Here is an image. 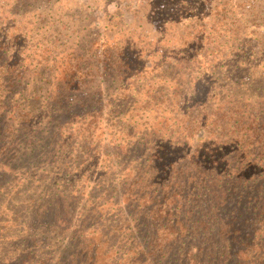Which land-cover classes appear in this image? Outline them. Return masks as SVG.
I'll list each match as a JSON object with an SVG mask.
<instances>
[{
    "label": "rangeland",
    "instance_id": "374dc122",
    "mask_svg": "<svg viewBox=\"0 0 264 264\" xmlns=\"http://www.w3.org/2000/svg\"><path fill=\"white\" fill-rule=\"evenodd\" d=\"M12 5L8 15L0 3V39L9 24L8 33L24 39L14 45L24 62L12 60L17 67L12 77L18 76L2 81L13 93L0 96V114L15 107L38 119L26 123L31 135L26 150L17 143L1 160L0 264H75L79 241L89 240L107 241L97 251L98 264H127L133 239L126 220H117L116 187L137 175L136 150L144 144L142 157L156 153L181 134L193 149L180 140L185 151L176 149L174 159L189 165L185 157L199 143L188 137L191 120L208 123L218 144L224 141V110L226 115L244 110L264 122V0H13ZM63 55L80 57L78 65L91 73L89 85L99 87L84 120L90 128L100 120L89 145L99 142L89 149L66 129L59 138L55 123L39 118L42 106L69 117L66 106L46 102L52 79L46 71L53 63L60 66ZM163 120L176 133L166 132L161 146L154 142L163 134L156 123ZM223 152L230 154L228 145ZM241 157V152L234 161L223 155L226 169L218 176L231 177ZM148 166L146 177L157 170L153 164L147 172ZM82 220L85 229L78 231Z\"/></svg>",
    "mask_w": 264,
    "mask_h": 264
},
{
    "label": "trees",
    "instance_id": "16d2710c",
    "mask_svg": "<svg viewBox=\"0 0 264 264\" xmlns=\"http://www.w3.org/2000/svg\"><path fill=\"white\" fill-rule=\"evenodd\" d=\"M12 2L0 0L2 12L9 15ZM5 30L0 39V96L5 94L4 99L12 92L8 81L18 76L12 77L11 73L17 71L12 60L24 62L21 59L23 53L14 48L16 42L24 39L9 34V24ZM67 57L63 55L60 66L53 63L46 71L52 78L46 87L47 90L50 88L46 102L52 100L55 107L66 106L69 117L64 112L54 113V109L47 111V106H42L39 118L54 122L59 138L61 130L66 129L69 137H76L78 143L89 149L99 142L97 139L89 145L94 132L101 130L100 120L94 119L92 128L86 126L84 120L89 116L91 99L99 87L89 85L91 73L78 65L80 57ZM4 80L8 81L2 84ZM4 99H0V104ZM13 108L6 116L0 114V164L7 158L10 146L14 149L18 143L26 150L25 144L31 141V135L25 133L28 130L26 123L38 119L36 113L19 114ZM222 116L224 141L220 144L213 142L216 140L213 131L206 130L210 128L208 123L197 120L188 123V137L199 141L196 151L185 157L189 159V165L174 159L176 149L185 151L180 140L193 149L187 138H180L181 134L168 146L158 148L156 153L142 157L140 150L144 144L136 150L141 160L140 169L135 171L137 175L130 177L128 182L122 179L116 187L119 198L116 201L117 220H126L125 228L133 239L127 250L133 255L130 253L127 264H264V122L258 123L259 117L254 114L252 118L245 116L244 110H231L227 115L224 110ZM14 124L17 129H12ZM166 124L167 120L156 123L157 133L162 131L163 134L154 143H161V146H164L166 132L170 137L176 133ZM191 126L195 128L190 129ZM194 130L198 132L195 134ZM205 144L207 148H203ZM227 145L230 160L237 159L239 152L242 160L236 162L231 177L221 176L220 179L218 172L226 169L221 163L223 155H230L222 153V148ZM153 164L157 170L146 177L144 169L149 165L147 172H151ZM3 176L0 175V183L5 179ZM69 215L66 212L64 216L66 222L71 223L67 220ZM84 224L83 220L78 222L76 230H84ZM105 243L107 241L100 245L96 240H89L88 244L79 241L75 264H98L97 251L102 250Z\"/></svg>",
    "mask_w": 264,
    "mask_h": 264
}]
</instances>
